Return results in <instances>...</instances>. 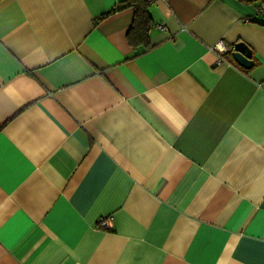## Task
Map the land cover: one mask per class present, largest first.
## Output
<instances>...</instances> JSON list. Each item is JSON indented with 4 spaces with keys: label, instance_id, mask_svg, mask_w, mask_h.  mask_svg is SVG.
Instances as JSON below:
<instances>
[{
    "label": "crops",
    "instance_id": "0c3cea01",
    "mask_svg": "<svg viewBox=\"0 0 264 264\" xmlns=\"http://www.w3.org/2000/svg\"><path fill=\"white\" fill-rule=\"evenodd\" d=\"M126 1L0 0V264H264L258 1Z\"/></svg>",
    "mask_w": 264,
    "mask_h": 264
},
{
    "label": "trees",
    "instance_id": "16d2710c",
    "mask_svg": "<svg viewBox=\"0 0 264 264\" xmlns=\"http://www.w3.org/2000/svg\"><path fill=\"white\" fill-rule=\"evenodd\" d=\"M244 4H252L255 1L258 0H237ZM148 5L149 3L147 0H128L121 4L119 9L126 8V7H132L134 9V21L132 23V26L129 29L127 39L130 45L133 47L141 46L144 47L147 46V34L150 29V19L148 15ZM264 26V23H259ZM226 55V56H225ZM224 57L230 60V57L227 56L228 54H225Z\"/></svg>",
    "mask_w": 264,
    "mask_h": 264
},
{
    "label": "built area",
    "instance_id": "2783aa9c",
    "mask_svg": "<svg viewBox=\"0 0 264 264\" xmlns=\"http://www.w3.org/2000/svg\"><path fill=\"white\" fill-rule=\"evenodd\" d=\"M158 1L165 2L166 0H147L149 4H153ZM254 11H255V15L264 17V0H258L257 4L255 5ZM158 27L161 28L162 26L160 25ZM209 49L212 53L216 55L217 63L225 62L224 55L230 50L228 46L222 42L216 43L215 45L211 46ZM112 223H113V216L105 215L97 220L95 227L101 231H108L111 229Z\"/></svg>",
    "mask_w": 264,
    "mask_h": 264
},
{
    "label": "water",
    "instance_id": "95a60500",
    "mask_svg": "<svg viewBox=\"0 0 264 264\" xmlns=\"http://www.w3.org/2000/svg\"><path fill=\"white\" fill-rule=\"evenodd\" d=\"M230 56L242 69H249L253 64L250 50H248V48L242 43H236L233 45Z\"/></svg>",
    "mask_w": 264,
    "mask_h": 264
}]
</instances>
